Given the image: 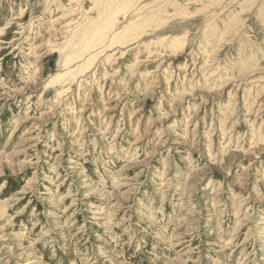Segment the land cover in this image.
Instances as JSON below:
<instances>
[{"label": "rangeland", "instance_id": "rangeland-1", "mask_svg": "<svg viewBox=\"0 0 264 264\" xmlns=\"http://www.w3.org/2000/svg\"><path fill=\"white\" fill-rule=\"evenodd\" d=\"M0 264H264V0H0Z\"/></svg>", "mask_w": 264, "mask_h": 264}, {"label": "bare ground", "instance_id": "bare-ground-1", "mask_svg": "<svg viewBox=\"0 0 264 264\" xmlns=\"http://www.w3.org/2000/svg\"><path fill=\"white\" fill-rule=\"evenodd\" d=\"M135 9V8H134ZM141 11V10H140ZM119 18V17H118ZM153 18V17H152ZM120 20H123V18L122 17H120ZM117 22V21H116ZM122 22V21H121ZM116 25V24H115ZM87 27V26H86ZM63 30V29H62ZM113 31V30H112ZM121 36V35H120ZM114 38H115V36H113ZM118 37V36H117ZM96 38H98V37H96ZM113 39V38H112ZM97 40V39H96ZM134 40V39H133ZM90 44V43H89ZM200 70V69H199ZM77 72V71H76ZM78 73H80V72H78ZM171 73V72H170ZM66 74V73H65ZM174 74V73H173ZM79 76V75H78ZM175 77V76H174ZM180 79V78H179ZM187 80V79H186ZM52 82V81H51ZM172 82V81H171ZM58 83V82H57ZM51 85V84H50ZM242 87V86H241ZM55 89V88H54ZM253 93V92H252ZM131 148V147H130Z\"/></svg>", "mask_w": 264, "mask_h": 264}]
</instances>
